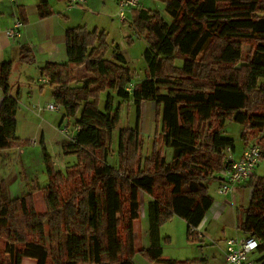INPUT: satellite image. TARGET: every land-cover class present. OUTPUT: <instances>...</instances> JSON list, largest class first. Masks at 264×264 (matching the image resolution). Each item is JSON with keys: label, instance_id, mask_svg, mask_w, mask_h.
<instances>
[{"label": "trees", "instance_id": "16d2710c", "mask_svg": "<svg viewBox=\"0 0 264 264\" xmlns=\"http://www.w3.org/2000/svg\"><path fill=\"white\" fill-rule=\"evenodd\" d=\"M161 1L164 16L139 4L129 10L131 26L147 38L141 78L134 80L135 69L118 45L107 54L103 33L85 25L65 28V61L39 66L38 77L47 79L41 84L48 85L63 116L73 118V138L62 147L76 154L77 162L65 172L55 170L40 138L48 179L40 189L47 203L43 212L31 204V192L9 198L0 176V228H11L14 235L5 244L10 264H23V258L33 264H48V258L53 264H135L137 252L174 264L162 258L160 224L178 216L188 235L194 233L190 228L213 202L209 184L220 181L226 168L224 149L234 146L224 134L227 122L240 124L243 144L257 143L260 159L264 156V0ZM36 9L41 18L52 13L46 0ZM245 42L250 48L243 54ZM19 60L34 61L29 47L22 48ZM11 64L0 61V150L20 144L19 91L12 92L8 82ZM71 65L83 66L85 74L75 77ZM144 101L159 109L161 145L159 153L151 151L141 161L136 152ZM123 102L134 107L135 120L117 130L111 163ZM83 172L88 181L80 179ZM77 174L78 180L70 181ZM60 179L71 183L66 194H59ZM245 186L251 188L250 200L237 227L257 239L254 262L264 264V176L253 174ZM140 193L148 196V243L136 249L133 222ZM12 210L22 215L19 225L8 223Z\"/></svg>", "mask_w": 264, "mask_h": 264}, {"label": "rangeland", "instance_id": "374dc122", "mask_svg": "<svg viewBox=\"0 0 264 264\" xmlns=\"http://www.w3.org/2000/svg\"><path fill=\"white\" fill-rule=\"evenodd\" d=\"M85 5L83 2L74 4L69 8V14H72L67 20L71 24H84L89 30H96L103 33L106 52L109 54L115 45H120L124 54L129 58V66L135 69L134 80H137L143 75V60L142 51L147 42L145 36H141L135 32L131 26V16L129 11L125 12L126 19L121 20L119 8L116 0H87ZM86 2V0H85ZM140 7L145 9L160 12L163 16L166 15L164 10V2L161 0H139ZM17 3L11 0H0V30L10 27L11 19L17 15ZM65 12V10H64ZM67 15V12H65ZM33 20V19H31ZM10 21V22H9ZM14 43L11 48L6 49L3 60L12 61V71L10 80L16 81L20 87L18 107L15 114L16 119V136L20 140L18 146L5 148L0 150V176L3 177L5 190L9 198H14L23 195L26 192H31V204L38 212H43L47 203L45 201L44 192L40 189L47 184V175L44 171L43 152L40 138L43 139L46 152L50 156V163L55 170L65 172L67 166L77 162V155L66 153L63 150V143L68 141L67 134L61 132L60 129L73 127V118L64 117L62 110H48L46 104L54 103L50 96V88L48 85H43L40 82L34 81L33 84H25V76L36 78L38 73L37 65L40 63V58L36 57L32 63H22L18 61V43L17 37L11 38ZM243 54H245L250 44L245 42L242 44ZM181 59L176 58L175 63L179 65ZM84 68V67H83ZM77 72L75 77L84 75ZM264 81V78L261 79ZM32 88L29 90L30 87ZM31 99H28V96ZM104 93L100 95V104L103 100ZM38 106L41 108L39 109ZM135 114L134 107L127 102L120 105V120L117 127L113 131V142L110 154V162L114 163L116 159L115 147L117 141V130L127 126L134 125ZM139 139L141 144L137 150L138 156L143 160L145 155L156 151L159 153V109L150 101H144L141 108L140 123L138 126ZM240 124L229 121L225 125L224 134L233 138L235 143L239 144L241 138ZM136 161V158H135ZM135 167V166H134ZM76 177L70 181L78 180ZM88 181V173H81L80 179ZM66 181L60 179L58 185L59 194H66L71 183L66 186ZM209 192H212V185L209 184ZM141 208L139 217L135 223V247L138 248L144 243H148L146 236L147 214L146 200L148 196L144 193L139 194ZM22 220V215L17 210H12L10 220L13 225H19ZM25 233V230H21ZM160 245L162 247V258L175 261L174 264H219L221 257V243L223 241V233L217 239L216 243H209L206 239H201L194 232L188 235L186 222L178 217L172 216L161 222L159 227ZM14 235L11 228H0V264H10L9 255L5 252L6 242H12ZM20 246L19 244H15ZM210 252H215L211 255ZM135 264H169L165 261L153 262L140 252L133 256ZM31 258H23V264H33ZM48 264H53L48 258ZM88 264V263H80Z\"/></svg>", "mask_w": 264, "mask_h": 264}, {"label": "crops", "instance_id": "0c3cea01", "mask_svg": "<svg viewBox=\"0 0 264 264\" xmlns=\"http://www.w3.org/2000/svg\"><path fill=\"white\" fill-rule=\"evenodd\" d=\"M17 1V9H16V17H19L23 20V26L20 30V35L17 37L19 40L17 51H18V61L19 60V52L24 47H29L34 55V60L36 57L40 58V63L37 65V68L41 66L45 61H53V62H62L66 60V52H65V38H64V30L69 26L75 25H84V24H71L67 23L69 17V7L66 1L64 0H46L51 8L52 13L46 17H39L37 14L36 5L41 0H16ZM117 1V0H116ZM85 5L88 1L84 0ZM67 12V15L65 12ZM33 19V20H31ZM10 22V21H9ZM12 22V19H11ZM10 22V23H11ZM11 25V24H8ZM6 27L0 30V61L4 59V53L6 49L11 48L13 46V42L11 41V37H8L5 33ZM119 49L122 51L121 46ZM123 53V51H122ZM124 54V53H123ZM124 57L129 64V58L126 54ZM12 68V64H11ZM131 68H133L131 66ZM71 69L73 74L76 75L77 72L80 74L83 73V66H75L71 65ZM134 69V68H133ZM9 74V79L11 76ZM85 73V72H84ZM29 77H32L28 75ZM28 76H25V84H33L34 81L40 82L38 79V75L36 76L34 81H30L27 79ZM41 83V82H40ZM11 85V91L15 92L16 89L20 92V87L16 85V81L12 80L9 82ZM30 87V86H29ZM32 88L30 87L29 90ZM51 96V91H50ZM2 98V92L0 89V101ZM52 98V96H51ZM28 99H31V96H28ZM53 101V99H52ZM245 145L243 141L240 140V143L237 144L234 141V146L232 149H224L223 152V161L228 157L238 158L242 154L243 148ZM254 176H264V156L259 160L254 169ZM223 176V172H222ZM222 176L219 179L220 181H212L210 186L212 185L211 195L213 197V202L207 212L205 213L203 219L200 223L195 227V232L201 239H206L209 243H213L219 239L220 235H224L223 241L221 243V257L219 260V264L224 263V255H225V240L227 238H244L246 235L237 227L238 217L244 215L245 208L247 207L250 200L251 188L249 186H245L246 181L243 183L233 187L226 194H220L217 192V187L220 185L222 181ZM138 219V218H137ZM136 219V220H137ZM133 222L134 228V238L136 234L135 223ZM136 241V240H135ZM134 241V244H135ZM147 245L144 243L141 246ZM140 246V247H141ZM139 248V247H138ZM137 249V248H136ZM211 255H215V252H210ZM258 256L257 252L253 251L250 254V258L254 261ZM23 263V261H22ZM255 264H261L260 262H254Z\"/></svg>", "mask_w": 264, "mask_h": 264}, {"label": "built area", "instance_id": "2783aa9c", "mask_svg": "<svg viewBox=\"0 0 264 264\" xmlns=\"http://www.w3.org/2000/svg\"><path fill=\"white\" fill-rule=\"evenodd\" d=\"M17 3L16 0H11ZM83 0H71L68 6L79 4ZM117 6L119 8V15L121 20L126 19L125 12L129 11L132 7L139 4V0H117ZM23 26V21L19 17H14L10 27L5 31L6 35L11 38L18 37L20 30ZM41 82H47V79L40 77L38 79ZM40 109L41 107L38 106ZM48 110H60L59 105L55 103L46 104L45 107ZM61 132L67 134L68 140H72L74 130L63 128ZM229 150V148H227ZM261 152L257 143H251L243 148L242 154L238 158L228 157L226 168L223 172L222 181L217 187V192L220 194H226L233 187L248 180L254 173L255 166L259 162ZM190 232H195V227L190 228ZM257 239L254 236H246L244 238H227L225 240V255L223 264H255L250 258V254L255 250L257 246Z\"/></svg>", "mask_w": 264, "mask_h": 264}]
</instances>
